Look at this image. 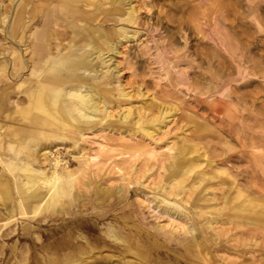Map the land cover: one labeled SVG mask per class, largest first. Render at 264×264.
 <instances>
[{
  "label": "bare ground",
  "instance_id": "1",
  "mask_svg": "<svg viewBox=\"0 0 264 264\" xmlns=\"http://www.w3.org/2000/svg\"><path fill=\"white\" fill-rule=\"evenodd\" d=\"M136 19L125 0H0V34L7 43L0 47V264H9L10 257L17 264H79L97 246L123 256L132 250L135 264H264V232L253 228L264 230V205L243 196L234 176L219 203L197 204V199H214L205 193L190 200L206 176L198 170L205 154L190 156L193 147L183 139L159 144L171 132L174 115L132 105L116 79L119 70L113 72L117 63L112 66L110 53L118 54L119 47L126 52L124 43L136 39L127 27ZM137 46L150 49L147 40ZM228 56L236 75L259 68L242 60L247 58L242 53ZM156 57L163 71L158 74L166 75L162 58ZM113 89L116 99H110ZM109 103H118L116 113ZM59 143L77 148L83 169L115 174L119 185L105 187L96 176L83 180L80 169H69L57 157L48 159ZM248 154L264 163L253 142ZM160 170L167 174L161 176ZM136 184L152 190L148 208L168 218L156 228L168 225L173 231L146 230L153 241L145 243L140 235H124L116 224L99 233L97 222L106 209L81 213L86 204L94 210L109 198L119 201L122 193L138 190L130 189ZM187 204L197 210L191 213ZM107 218L116 217L108 213ZM53 219L64 226L49 223ZM76 227L87 228L97 244L73 236ZM12 237L16 240L8 245L5 240ZM17 240L30 244L19 248ZM40 252L46 254L41 258ZM244 254L247 261L236 260Z\"/></svg>",
  "mask_w": 264,
  "mask_h": 264
},
{
  "label": "rangeland",
  "instance_id": "2",
  "mask_svg": "<svg viewBox=\"0 0 264 264\" xmlns=\"http://www.w3.org/2000/svg\"><path fill=\"white\" fill-rule=\"evenodd\" d=\"M125 1L137 15L136 22L127 26L130 32L135 31L136 39L124 43L127 44L126 52L119 47L118 54L110 53L112 66L117 63L112 70L115 74L119 70L116 79L124 91L129 92L132 105L142 106L148 111L161 109L168 111L167 115H174L171 132L159 144L179 143L183 139L189 147H193L190 156L205 154L198 170L205 171L206 176L194 189L190 200L205 193V197L213 195L214 199H197V204L210 206L219 203L223 194L228 192V184L234 176L242 195L250 197L259 207L263 206L264 163H255L248 152L249 144L253 142L255 154L264 155V20H258L252 14L254 11L258 17L264 16V0ZM142 40L149 41V50L137 46ZM6 46L0 34V47ZM231 51H236L239 58L242 53L247 57L242 60H250V66L257 64L259 68L256 71L246 69L248 74L241 72V75H236L234 63L228 56ZM156 56L162 58L166 75L158 74L163 71L155 63ZM159 77L162 79L159 80ZM223 81H227L228 88L225 84L219 85ZM111 94L110 99H116V89L111 90ZM109 104L116 113L118 103ZM47 154L48 159L57 157L61 164L66 162L69 169H80L79 175L83 176V180L96 176L97 181L111 189L120 183L115 174H107L104 170L93 171L86 166L83 169L77 159L79 153L76 147L69 148L67 144L59 143ZM206 159L213 162L209 163ZM44 165L49 166L46 161ZM222 170L226 172L222 173ZM166 174L167 171L160 170L161 176ZM209 174H216L217 177L207 180ZM109 178L112 180L106 181ZM131 188L138 190L122 193L123 198L117 202L109 198L102 207L94 210L89 204L81 206V213L90 216L91 211L106 209V216L97 222L99 233L102 234L109 224H116L124 235H140L145 243L153 241L150 236L146 238V230L173 231L168 225L160 230L156 228L166 224L168 218L148 208L146 197L152 196V190L137 184L130 185ZM230 193L232 196L233 191ZM186 207L191 213L197 210L189 204ZM108 213H113L116 218H107ZM49 223L64 226L61 220L53 219ZM253 228L258 233L264 232L260 227ZM72 234L85 236L90 245L97 244L85 227H76ZM260 235L257 234L256 240L262 245ZM15 240L16 237L7 238L5 242L13 245ZM16 244L20 248L30 243L17 240ZM114 251L108 246H97L89 253V258L79 264H135L138 261L132 250L124 256ZM45 254L40 252L39 256L42 258ZM246 257L249 255H239L236 260L247 261ZM3 263L5 260H1ZM9 264H17L14 257L9 258ZM145 264L166 263L153 260Z\"/></svg>",
  "mask_w": 264,
  "mask_h": 264
}]
</instances>
